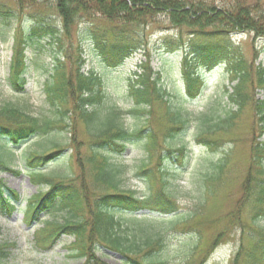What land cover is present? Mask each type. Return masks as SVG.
Wrapping results in <instances>:
<instances>
[{"label": "rangeland", "instance_id": "rangeland-1", "mask_svg": "<svg viewBox=\"0 0 264 264\" xmlns=\"http://www.w3.org/2000/svg\"><path fill=\"white\" fill-rule=\"evenodd\" d=\"M195 1L218 10L248 7L254 15L264 13V0ZM39 24L58 28L62 44L50 36L29 41L25 71L28 83L26 89L19 92L10 82L15 31L28 33ZM95 34L102 36L107 46L105 50L98 46ZM115 45L128 51L130 57L117 67H109L105 55ZM196 45L209 46L210 62L217 63V66L206 73L204 91L194 99L187 96L186 73L192 70L202 72L206 68L199 61L200 57L192 54ZM187 52L190 55L186 56ZM239 60L244 61L251 74L252 81L247 87L250 101L240 112L233 128L205 137L211 141L207 144L201 138L207 126L203 122L206 116H214L211 122L216 123L219 114L234 108L230 95L241 80L231 71L229 62L236 66ZM142 63L160 73L161 83L169 92L168 102L154 103L150 113L134 112L142 107L129 92L135 72H144L140 66ZM260 67H264V37H257L255 32L232 33L220 23L204 28L176 25L166 12L129 23L111 21L91 11L79 15L70 32L66 33L55 0H24L23 8L16 0H0V107H17L41 120L53 122L48 133L36 134L20 145L6 141L14 149V156L10 163L12 170L1 172V177L6 195L15 199L13 190L20 195L18 202L15 200L14 212L0 210V240L15 244L6 262H86L84 258L73 256L71 248L75 234L66 233L43 242L37 240L47 238L58 229L55 224L82 221L81 215L69 210L46 212L39 216L34 226H29L25 216L29 199L49 189L48 185H37L32 180V168L27 163L29 155L62 150L57 158L42 167L43 172L58 179H78L81 172L78 155L83 159L89 155L90 133L84 123L77 121L71 103L67 105V115L62 116L59 105H53L47 95V86L53 83L56 72L64 70L74 78L80 69L86 75L93 71L102 79L108 97L97 107L106 111L116 109L118 121L125 129L137 132V137L128 142L124 152L109 154L121 169L122 188L136 191L146 199L156 197L164 191L159 178L162 174L157 172L161 165L170 198L165 194L161 199L158 197L153 201L158 205L156 212L146 210L139 217L146 216L144 223L165 232L168 264H192V252L198 244L194 264L198 258L202 260L206 256L204 264H233L243 241L246 248L241 250L238 264H253L257 257L254 249L264 234V216L254 217L252 198L238 213L235 211L250 170L254 177L262 178L258 173L259 166L253 164L252 158V146L258 141L264 142V129L258 125V117L255 118V103L258 99L264 100V89L256 84ZM176 112L182 115L183 124L170 122ZM150 134L156 143V151L152 153L148 151ZM224 160L226 165L220 173L218 165ZM145 166L155 171L157 177L152 179L150 170L143 172ZM171 198L176 202V212L163 214L168 210L162 205ZM120 221L130 227V232L134 231L130 214ZM101 249L97 255L103 262L123 264L125 259L120 254L105 247Z\"/></svg>", "mask_w": 264, "mask_h": 264}, {"label": "trees", "instance_id": "trees-1", "mask_svg": "<svg viewBox=\"0 0 264 264\" xmlns=\"http://www.w3.org/2000/svg\"><path fill=\"white\" fill-rule=\"evenodd\" d=\"M16 1L21 3L23 8L24 0ZM55 6L63 17L66 33L70 32L79 15L91 11L103 15L111 21L123 20L129 23L153 18L159 12H166L171 15L172 22L176 25L187 24L204 28L220 23L230 28L232 33L249 31L255 32L257 37H264V13L254 15L248 7H235L229 11L218 10L216 7H204L201 2L195 0H55ZM43 36H50L62 44L60 30L52 25L42 26L39 24L28 33L18 29L15 31L10 82L19 92L26 89L28 81L25 76L26 47L29 41ZM94 38L102 50L107 48L102 36L95 34ZM110 48L112 51L109 50L105 55L109 67H117L130 57V53L123 48L116 45ZM209 52H211L209 46L196 45L192 54L196 53L197 57H200L199 61L209 63L211 60ZM188 55H190L189 52L186 53V56ZM237 63L236 66H232V70L236 75L239 74L241 82L235 86V93L230 95L234 108L219 114L216 123L211 122L214 120V116L207 115L203 121L207 126L201 138L213 136L217 131L226 132V130L232 129L240 112L250 101L251 94L247 90L248 83L252 81L250 71L244 65V61L239 60ZM141 67H144V73H135L136 77L131 79L129 84V92L137 105L142 107L134 112L150 113L154 103L168 102L169 92L161 83L160 73L153 72L147 63ZM186 74L188 94L194 98L201 91L205 79L199 71L192 70ZM75 75L73 78L72 74L68 75L64 70L56 72L53 76V83L47 86V95L53 105H59L58 111L62 116L67 115V105L71 103L72 113L76 116L77 121L84 123L90 133L89 155L85 159L81 155H78L77 158L81 170L78 179L81 183L75 178L58 179L42 171V167L51 162L53 158H57L56 155L62 150L57 149L49 154L33 152L27 158V163L32 168L31 178L38 185H48L49 189L46 192H38L29 199L26 217L31 224L46 212L69 210L72 214L81 215L82 221L56 225L58 229H54V232L46 239L39 238L49 240L64 233L75 234L76 241L71 248L73 256L84 258L86 260L84 264H108L97 255L102 250L101 247L120 254L125 259L122 261L123 264H168L165 232L159 227L156 229L148 226L149 224L143 222L147 219L146 216L140 219L138 213L144 210H157L158 205H154L153 201H156L158 197L161 199L164 194L170 198L165 189V176L161 165L157 167V172L162 174L159 178L164 191L158 193L156 197L145 199L139 196L136 191L122 188L121 169L117 163L112 161L109 154L116 151L124 152L128 142L137 137V132L131 133L125 129L123 124L118 121L119 115L116 109L106 111L102 107H97L101 106L108 97L103 88L102 79L98 75L93 71L86 75L80 69ZM256 84L264 89V67H260L257 72ZM257 117L259 123L257 124L262 130L264 129V100L261 99L255 103V118ZM170 122L174 125L183 124L184 120L180 112H176ZM52 125L51 120H41L20 108L0 107V172L11 170L10 163L14 156V149L9 147V144L6 143L7 140H11L15 145H20L36 134L48 133ZM151 136L152 134L149 135V153L156 151V143L152 141L153 137L150 138ZM210 142L208 139L207 144ZM252 151L253 164L259 166L258 173L262 178L254 177L250 170L244 183L243 196L238 202L235 213H238L252 198L254 217L259 218L264 216V142H256L252 146ZM3 152L6 154L2 155ZM225 161L218 165L220 173L223 172L226 165ZM142 170L147 173L150 170L152 179L157 177V173L150 167L145 166ZM216 177L214 176V178ZM2 184L3 178L0 176V209L12 212L15 209L14 198L10 194L5 196ZM12 192L15 199H18V193ZM162 206L168 210L166 211L168 213L176 212V202L172 198ZM126 214H130V219L134 221L133 232H130L129 226L125 227L120 221ZM13 245L15 244L3 243L0 240V264H9L6 260ZM245 248L243 241L233 264H238L241 250ZM198 250L199 244L194 247V252L197 253ZM254 251L257 257L253 264H264V234ZM194 252H192V264H194V255H196ZM205 258L202 260L198 258L197 264H204Z\"/></svg>", "mask_w": 264, "mask_h": 264}]
</instances>
